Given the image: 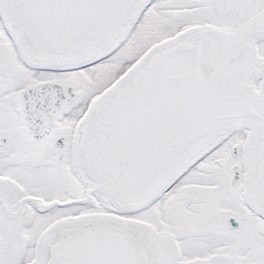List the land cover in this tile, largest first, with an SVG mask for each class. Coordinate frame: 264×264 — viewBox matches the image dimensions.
I'll list each match as a JSON object with an SVG mask.
<instances>
[{"label":"snow or ice","instance_id":"6c2138e0","mask_svg":"<svg viewBox=\"0 0 264 264\" xmlns=\"http://www.w3.org/2000/svg\"><path fill=\"white\" fill-rule=\"evenodd\" d=\"M0 264H264V0H0Z\"/></svg>","mask_w":264,"mask_h":264}]
</instances>
